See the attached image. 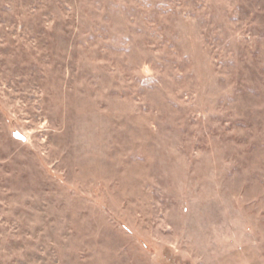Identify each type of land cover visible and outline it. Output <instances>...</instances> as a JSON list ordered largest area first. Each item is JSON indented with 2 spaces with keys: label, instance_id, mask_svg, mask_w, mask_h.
<instances>
[{
  "label": "rangeland",
  "instance_id": "rangeland-1",
  "mask_svg": "<svg viewBox=\"0 0 264 264\" xmlns=\"http://www.w3.org/2000/svg\"><path fill=\"white\" fill-rule=\"evenodd\" d=\"M0 264H264V0H0Z\"/></svg>",
  "mask_w": 264,
  "mask_h": 264
},
{
  "label": "water",
  "instance_id": "water-1",
  "mask_svg": "<svg viewBox=\"0 0 264 264\" xmlns=\"http://www.w3.org/2000/svg\"><path fill=\"white\" fill-rule=\"evenodd\" d=\"M15 135L18 136V137H22V134L18 131L15 132Z\"/></svg>",
  "mask_w": 264,
  "mask_h": 264
}]
</instances>
